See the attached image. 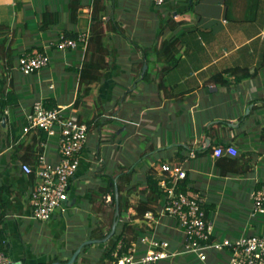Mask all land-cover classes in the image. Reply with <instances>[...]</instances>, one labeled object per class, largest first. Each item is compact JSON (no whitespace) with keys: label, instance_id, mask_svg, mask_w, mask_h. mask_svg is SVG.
Returning <instances> with one entry per match:
<instances>
[{"label":"crops","instance_id":"1","mask_svg":"<svg viewBox=\"0 0 264 264\" xmlns=\"http://www.w3.org/2000/svg\"><path fill=\"white\" fill-rule=\"evenodd\" d=\"M68 2L0 0V23H9L8 31L0 34V184L8 185L10 193L5 196L7 213L0 224L1 249L6 253L12 250L14 258H10L23 264H49L59 261H52L56 256L69 259L72 250L89 238V229L98 219L89 211L91 188L103 186L108 176L121 170L130 172L132 190L141 188L145 174L152 171L159 176L162 163L178 164L189 179L188 185L210 206L206 219L212 225L211 242L264 234V215H250L251 194L257 183L264 182V0H166L161 6L151 0H95L94 13L101 14L108 54L98 59L100 81L87 84V90L78 88L83 46L63 52L54 42L65 32L88 30L93 4L92 0H81L72 23ZM46 12L52 14L47 15L43 29ZM244 16L253 18L245 20ZM172 36L178 39L179 61L162 74L165 63L155 54L161 39ZM31 46L42 47L49 63L24 75L17 60ZM143 50H148L147 58ZM235 67L247 68L253 75L235 82L231 72ZM37 99L48 107L64 105L66 111L73 107L83 121L97 114L103 122L88 130L78 168L70 180L67 217L81 230L76 231L75 242L65 255L47 249L46 241L47 228L58 224L61 231L67 228L66 221L59 219L60 213L47 222L30 217L29 196L37 179L21 170L23 163L36 167L34 157L43 141L33 131L22 133L25 114ZM2 100H8V106H3ZM15 119L19 135L10 132ZM42 143L45 157L56 161L58 136L46 137ZM19 144L23 145L16 148ZM227 144L236 146L237 154L223 156L244 154L250 170L220 174L216 162L221 157L213 150ZM208 145L210 151L202 153ZM229 191L235 192L234 200L227 198ZM239 192L243 197L237 196ZM81 209L84 216L78 221L75 214ZM129 212L134 213L132 206L122 222L129 219ZM141 236L165 238L179 254L186 253L183 233L168 216L158 217L152 232H139L135 240L139 253L150 246L138 241ZM18 242L24 245L21 249L15 247ZM95 244L79 253L81 260L75 259L76 264L102 263L103 249L110 245L96 250ZM214 249L207 250L204 261L193 255L202 261L199 264H226L229 253L222 259L214 255L212 261L207 260ZM186 260L183 264H191Z\"/></svg>","mask_w":264,"mask_h":264},{"label":"built area","instance_id":"2","mask_svg":"<svg viewBox=\"0 0 264 264\" xmlns=\"http://www.w3.org/2000/svg\"><path fill=\"white\" fill-rule=\"evenodd\" d=\"M154 5L161 6L166 0H151ZM89 30L78 33L77 38L60 35L54 42L60 51H67L82 45L85 49ZM49 63V57L44 51L23 52L17 60L18 70L29 75L40 71ZM67 107L58 105L55 107L45 106L42 99L33 102L31 109L25 114V124L22 133L27 134L32 130H42L47 138L58 136V159L48 160L42 153L32 168L23 163L21 170L25 174H34L37 179L35 188L30 192L29 201L32 208L30 217L37 221H46L51 216L63 212L69 201V184L74 176L78 165L79 155L87 140V126L80 121L74 109L66 111ZM41 145H44L43 143ZM213 154L217 157L225 154L236 155L237 148L233 144L217 145ZM159 184L167 190L162 206L156 211H146L144 216L155 220L158 217L168 216L175 220L180 227L184 243L183 251L195 254L204 261L209 248L230 249L226 264H264V234L242 235L234 240L223 239L220 242H211L212 225L206 219L202 207L203 197L200 193L192 190L176 191L177 181L183 179L185 171L180 167H174L169 163H162L159 168ZM171 177L170 186L166 179ZM106 199L109 201L110 196ZM252 204L250 215L264 214V185L253 190L251 194ZM139 242H147L148 248L143 253L137 250L138 242L133 241L128 253L119 255L121 241H118L112 252L115 260L111 264H150L163 259H168L179 254L178 250L169 249L167 239L147 238L141 236ZM0 264H22L20 260L11 259L7 253L0 249Z\"/></svg>","mask_w":264,"mask_h":264},{"label":"trees","instance_id":"3","mask_svg":"<svg viewBox=\"0 0 264 264\" xmlns=\"http://www.w3.org/2000/svg\"><path fill=\"white\" fill-rule=\"evenodd\" d=\"M94 3L95 0H92V12L90 15L91 20V26L88 29L89 34L87 38V43L85 47V55L83 58V62L81 64V68L77 71L78 74V88L80 90L88 89L87 84L94 82V81H100L101 79V73H98L99 68L101 65L99 64V60H103L105 56L108 54V50L106 49V46L104 44V32L103 28H101V14L96 16L97 14L94 13ZM81 5V0H69L68 2V19L72 23L76 21L78 9ZM228 10V9H227ZM52 14L51 12H46L43 14L42 19V25L41 27H46L47 22L46 18L47 15ZM226 15H228V11L226 12ZM245 20H250L253 18V16H244ZM9 23H0V34L6 33L8 31ZM78 32H65L63 36L65 37H71V38H77ZM9 47V46H8ZM56 47V46H55ZM43 51L42 47H35L31 46L28 48L26 52L30 51ZM144 56L147 58L148 50H143ZM155 57L163 59L165 65L162 67L161 73L163 74L165 71H167L169 68L174 67L177 62L179 61L180 52L178 49V39L175 37H171L168 40L161 39L160 45L157 49V52L155 54ZM103 64V63H102ZM231 72L234 74V80L235 82H240L241 80L245 78H249L253 75V72H250L247 68H241V67H235L231 70ZM147 72L145 71L144 76H146ZM80 100V95L76 97L75 105H78V102ZM3 106H8L9 102L8 100H2ZM46 104V103H45ZM48 107V106H47ZM73 108V107H72ZM74 112L77 115L78 119L82 122H84L87 126V130H90V128L95 127L96 125L100 126L103 124V122H100V118H97V114H94L89 120L83 121L80 114H77L75 108ZM106 122V120L104 121ZM107 122H110V119L107 120ZM34 133L40 134V140H43L40 142L39 145V151L36 153L35 162H37L39 155L43 152V145H41L42 142L45 141L46 134L38 129V130H32ZM10 132L12 134L19 135L20 130L17 123V120L12 121L10 124ZM23 144H19L16 146V148L21 147ZM211 146L208 145L202 153L210 151ZM216 162L217 166H219V172L221 175H226L227 173L231 174H237V173H243L251 169V164L247 160H243L244 154H241L239 156H235L233 158L226 157V156H220ZM23 160H26L23 158ZM33 160V159H32ZM183 158H181V161ZM34 163L33 161H31ZM174 167H179L178 164H173ZM30 175V174H29ZM159 176H156L154 172L150 171L147 174H145L144 177V186L140 188L139 194L140 197L138 198L137 202L134 206H132L134 213H129L128 218L131 220L138 221V227L135 228L132 226L134 222L132 221H123L122 218L126 216L128 213V205L125 204L122 201V196L120 194L124 193V195H127L132 189L129 187L130 180H131V174L129 171L121 170L120 173H118L116 176H108L107 181L103 183V186H100L99 188H91V207L89 208V211H91L92 214L96 215V218H98L94 224L89 229V238L88 239H94V238H103L110 230L113 218H114V209H115V197H114V187H117L118 190V206H119V216H118V223L115 229L114 234L105 242H100L103 244H109L110 248L108 250L103 249V262L102 264H111L113 260H115L114 256L112 255V252L116 248V245L118 241H121V247L119 248V255L127 254L128 248L130 244L136 240L138 237L139 232L144 233L147 231H153L155 227V220L148 219L144 216L146 211H152L156 216V210L159 205H161V201L163 202L165 199V194L167 193V190L162 187L159 184ZM167 186H170V182L172 180L171 177L165 178ZM189 179L187 175L183 179H179L177 181V186L175 187L176 191H187L192 190V187L188 185ZM264 185V182H259L256 184V189L262 187ZM8 185L6 184H0V224L3 221L6 213H7V204H8V197L5 196L9 195V189ZM192 191H197L196 189H193ZM110 194V200L105 202V195ZM98 202V204H97ZM100 203V204H99ZM124 205H123V204ZM105 204L106 206H109V210L107 211L106 208H102V205ZM202 207L205 211V216H207L208 209L210 206L208 204H205V202H202ZM66 211V210H65ZM102 211L105 216H97L98 212ZM60 214H63V212H59ZM58 214V213H57ZM264 215V214H263ZM52 217V216H51ZM207 218V217H206ZM51 219V218H50ZM121 219V220H120ZM49 220V219H48ZM47 221V220H46ZM2 233L1 227H0V234ZM74 236V235H73ZM212 241V238L208 240L210 243ZM169 249L174 250L175 246L171 244L169 241ZM1 244V240H0ZM91 244L84 245L81 248L80 252H84ZM1 249V247H0ZM75 250V248L72 250ZM230 249L228 247H224L221 250H212V252L209 254L207 260L212 261L214 255L218 256L219 258H224V255H227L229 253ZM56 256V255H55ZM216 257V259L218 258ZM195 258V257H194ZM59 259L60 262H66L67 259L61 260L58 256L52 258L53 260ZM196 259V258H195ZM81 260V259H80ZM164 264H168V260L163 259ZM198 264L199 262H202L198 259H196ZM206 260V261H207ZM162 261V260H160ZM160 261L156 263L151 264H163L160 263ZM85 262V261H84ZM77 262L74 261L72 264H76ZM201 264V263H200Z\"/></svg>","mask_w":264,"mask_h":264},{"label":"rangeland","instance_id":"4","mask_svg":"<svg viewBox=\"0 0 264 264\" xmlns=\"http://www.w3.org/2000/svg\"><path fill=\"white\" fill-rule=\"evenodd\" d=\"M165 4V3H164ZM59 38V37H58ZM57 38V39H58ZM57 41V40H56ZM87 134H88V131H87ZM90 134V133H89ZM52 139V138H51ZM83 180V179H82ZM81 179L79 180V183H81L82 185H84L83 184V181H82ZM232 190V189H231ZM139 191H140V188L138 187V188H136L135 190H131L127 195H124V193H122V194H120L121 196H122V201L124 202V199H125V204H127L129 207H131V206H134L135 205V203L137 202V200H138V195H139ZM228 194H226V196H227V198H230V199H232V200H234V197H235V195H234V193L235 192H233V191H229V192H227ZM110 195V194H109ZM237 196H239L240 198L241 197H243V194H242V192H239L238 194H237ZM105 202H106V200H105ZM229 203L231 202V200L230 201H228ZM97 204H98V202H97ZM100 204V203H99ZM123 204V203H122ZM124 205V204H123ZM85 207H86V205L83 207V209H85ZM128 207V208H129ZM102 208H106V210L108 211L109 210V206H106L105 204H103L102 205ZM66 210V211H65ZM65 210L63 211V214H64V216H60L61 214H59V219H61V221H62V219H64L65 221H66V223H67V228H65V229H63V230H59V229H57L56 227H58V226H56V225H58V224H51L48 228H47V230H48V233L49 234H47V235H49V240H47L46 242H47V246H46V248L47 249H49V248H52L51 250H54L55 251V253L56 254H58V255H65V254H68L69 252H68V250H70V247H71V245L73 246V244H74V239H75V233H76V231L78 230V229H80L81 230V228H79L80 226H76V227H73L71 224H72V222L71 221H69L68 220V217H67V212H68V210H69V205L67 204L66 205V208H65ZM128 210V209H127ZM82 213V214H81ZM130 213V212H129ZM62 214V215H63ZM131 214H132V212H131ZM76 217H78L77 215H79V220L78 221H82V217L84 216V210L82 211V209L80 210V211H77L76 212ZM97 216L99 217V216H102V217H104L105 216V214L102 212V211H100V212H98V214H97ZM66 218V219H65ZM72 220V219H71ZM127 220H129V221H132V222H134V224L132 225V226H134L135 228H137L138 227V221H136V220H131V219H127ZM47 221H50V220H47ZM47 221H45V222H47ZM60 224V223H59ZM143 234V233H142ZM74 235V236H73ZM256 235H258V234H256ZM23 237H24V235H23ZM46 239H47V237H46ZM64 243V246H61L60 247V244L61 243ZM26 243L27 244H29V241H26ZM69 245H68V244ZM99 244V245H98ZM98 244H95V246L94 245H92V246H94V248H96V250H99V246H102L103 248H104V244L103 243H98ZM21 246H24L23 245V243L22 242H18V243H16V248H19V249H21ZM102 248V249H103ZM105 249H108V248H105ZM174 250H176V248L174 249ZM81 253V252H80ZM7 255L9 256V257H11V258H14V255H13V253H12V250H9V251H7ZM79 255L80 254H78V256H77V258H78V260H80L79 259ZM193 257H194V255L192 254V253H184V254H179V255H176V256H172V257H170V258H168V259H166V260H168V262H169V264H183L184 262H186L187 260L186 259H188L190 262H191V264H198L197 262H195V261H193L192 259H193ZM77 258H76V261H77ZM103 262V261H102ZM164 262V260H162V261H160V263H163ZM23 264V263H22ZM78 264H80V263H78ZM102 264V263H101Z\"/></svg>","mask_w":264,"mask_h":264},{"label":"water","instance_id":"5","mask_svg":"<svg viewBox=\"0 0 264 264\" xmlns=\"http://www.w3.org/2000/svg\"><path fill=\"white\" fill-rule=\"evenodd\" d=\"M145 67H146V64H144V68ZM114 197H115L114 218H113L109 232L103 238L87 239V240H84L83 242H81L79 244V246H77V248L73 251V253L71 254V256L69 257V259L66 262L53 261L49 264H72L75 261V259L77 258L78 254L81 251V248L84 245L105 242L114 234L117 223H118V216H119L118 190H117L116 186L114 187Z\"/></svg>","mask_w":264,"mask_h":264}]
</instances>
